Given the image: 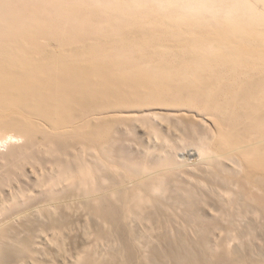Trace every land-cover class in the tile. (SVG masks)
Here are the masks:
<instances>
[{"label":"bare ground","instance_id":"obj_1","mask_svg":"<svg viewBox=\"0 0 264 264\" xmlns=\"http://www.w3.org/2000/svg\"><path fill=\"white\" fill-rule=\"evenodd\" d=\"M1 192L0 264H264V0H0Z\"/></svg>","mask_w":264,"mask_h":264},{"label":"rangeland","instance_id":"obj_2","mask_svg":"<svg viewBox=\"0 0 264 264\" xmlns=\"http://www.w3.org/2000/svg\"><path fill=\"white\" fill-rule=\"evenodd\" d=\"M139 135H141V139H145V141H148V139L145 137V135L141 132V130L140 131H138L137 132ZM150 144H152L151 142H150ZM190 151H189V150ZM185 150H186V148H185ZM193 150V148L191 149V147L190 148H187V150H186V152L184 151V153L186 154L187 152H190V153H193L194 151H192ZM181 152H183V151H181ZM184 153H178V154H181L180 156H179V158L180 159H185V160H188V162L187 161H185V162H183V165H185V166H181L183 169H185L184 167H186V168H189V167H195L194 166V164L197 166L198 164V160L196 159L197 158V156H192V157H187L186 155H184ZM195 153V152H194ZM196 157V158H195ZM188 158V159H187ZM184 161V160H183ZM191 163H190V162ZM185 163V164H184ZM192 164H193V166H192ZM188 165H190V166H188ZM47 167H48V169L50 168L49 167V164H47L46 165V169H47ZM198 167V166H197ZM181 168V169H182ZM46 169L44 168V170H43V172H45L46 171ZM48 169H47V171H48ZM46 171V172H47ZM40 173V172H39ZM28 174H29V176H28ZM34 173H30L29 171H27V176L26 177H29V178H34L35 177V175H33ZM31 180V179H30ZM29 180V181H30ZM27 182H29L28 180H26ZM26 181L22 184V187H23V189H24V192H25V194L27 193L28 195H31L32 197L33 196H35V198L37 197V192H38V188H36L35 187V189L33 190V186L31 185V182L32 181H30L28 184L31 186V187H33L32 189H31V187L30 186H28V185H26L25 183H26ZM14 183V182H13ZM16 183V182H15ZM15 184H13V186H14ZM26 187H28V188H30V189H27ZM14 188H16L17 189V187H16V185L14 186ZM6 189L7 188H4V192H6ZM10 189V191H13V190H16V189H13V190H11V188H9ZM9 189L7 190V192L9 191ZM22 189V190H23ZM15 192V191H14ZM37 193V194H36ZM26 194V195H27ZM3 196V193L1 192V195H0V197H2ZM10 196V195H9ZM5 196H3L2 197V199H6L7 198V196H6V198H4ZM12 197V196H11ZM0 200H1V198H0ZM33 200H34V198H33ZM33 202V201H32ZM37 202V201H36ZM33 203H35V201L33 202ZM19 210V209H18ZM14 213V212H13ZM13 214H11V216H12ZM14 216V215H13ZM16 216V215H15ZM14 216V217H15ZM3 217L4 216H1L0 217V225L1 224H3V221H4V219H3ZM10 218H13V217H10ZM2 219V220H1ZM15 219V218H14ZM14 219H12V220H14ZM12 220H8V219H6L5 221H8V222H15L16 223V220H14V221H12ZM4 221V222H5ZM88 221V220H87ZM14 223V224H15ZM14 224H12V225H14ZM17 224V223H16ZM17 226H18V224H17ZM15 227V226H14ZM80 232V231H79ZM79 234V233H78ZM222 234V233H221ZM221 234H220V236H219V233L218 232H216V235L215 236H210V240H211V242H212V244H215V241H221V240H224V238L226 237H224L223 236V234H222V236H221ZM259 235H261V234H259ZM188 237H189V239H191V240H193V241H198V243H200L201 244V240H198V238L196 237V235H194V234H192V233H190L189 235H188ZM67 241H71V240H69V238H65ZM81 240V239H80ZM67 241H64V243H66L64 246H65V249L66 250H64L63 251V253L65 254V256L66 255H68L69 253H66V251L67 252H71L72 250L70 249L71 248V246H73L72 245V243L70 242V243H68ZM78 241V240H77ZM219 241V242H220ZM244 242H246L247 243V245H246V250H244L245 251V253L246 254H249L250 255V257H252V258H258L259 257V255H258V253H262V255L264 256V236L263 235H261V236H258L255 240H254V243H250V242H247V241H245V240H243ZM89 242V243H88ZM88 242H86L87 244H90L91 243V239L90 240H88ZM68 243V244H67ZM217 243V242H216ZM238 243V240L236 241H232V242H230V245L232 246V245H236ZM71 244V245H70ZM253 246H252V245ZM154 246H157V241H155V240H152L151 242H150V248H145V249H143V248H141V251H140V254L141 255H145V254H150L151 253V248L152 247H154ZM258 246L260 247V246H262L261 248L262 249H257L258 248ZM69 249H68V248ZM257 247V248H256ZM64 248V247H63ZM72 249H73V247H72ZM69 250V251H68ZM68 257V256H67ZM155 259L157 260V261H159V262H162V261H164L165 262V260H163L162 259V257H159V255H157L156 257H155ZM168 261H166L165 263H167ZM51 264V263H50ZM146 264V263H145Z\"/></svg>","mask_w":264,"mask_h":264}]
</instances>
